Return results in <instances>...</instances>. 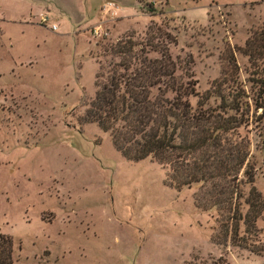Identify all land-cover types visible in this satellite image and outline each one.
Listing matches in <instances>:
<instances>
[{"label":"rangeland","instance_id":"rangeland-1","mask_svg":"<svg viewBox=\"0 0 264 264\" xmlns=\"http://www.w3.org/2000/svg\"><path fill=\"white\" fill-rule=\"evenodd\" d=\"M108 2L113 15L101 11ZM151 21L173 41L176 75L199 94L224 80L230 102L238 88L246 106L229 139L248 142L242 214L251 187L264 199V60L257 72L238 50L264 29V0H0V234L14 264H264L214 242L217 213L195 206L199 184L175 189L167 167L126 160L109 133L82 121L96 92V43L131 32L141 41ZM256 226L264 250V209Z\"/></svg>","mask_w":264,"mask_h":264},{"label":"trees","instance_id":"trees-1","mask_svg":"<svg viewBox=\"0 0 264 264\" xmlns=\"http://www.w3.org/2000/svg\"><path fill=\"white\" fill-rule=\"evenodd\" d=\"M145 30L141 41L131 32L116 43H96L101 51L97 54L96 92L82 121L109 133L112 146L126 160L150 158L167 167L168 184L175 189L199 184L195 206L217 213L219 232L214 242H229L264 257L256 226L264 199L251 187L244 201L246 213L242 214L239 203L238 175L249 155L248 142L229 139L237 135L243 116L240 111L246 106L238 88L230 102L221 92L227 84L224 80L213 82V91L199 94L195 80L176 75L181 68L169 54L170 36L152 21ZM238 50L259 72L258 61L264 60V29L251 32ZM213 96L219 98L215 108L209 105ZM190 97L196 98L195 108ZM254 103L255 109L262 108L257 100ZM230 111L234 114L229 115ZM244 175L247 183L253 182L247 169ZM12 254L11 238L0 234V264H14Z\"/></svg>","mask_w":264,"mask_h":264},{"label":"built area","instance_id":"built-area-1","mask_svg":"<svg viewBox=\"0 0 264 264\" xmlns=\"http://www.w3.org/2000/svg\"><path fill=\"white\" fill-rule=\"evenodd\" d=\"M101 11H104L105 12V14H109L110 12H112L111 13V15H113V3L112 2H108V3H106L103 7H102V10ZM44 22H47V19H44ZM52 30H55L56 29V26L55 25H52L51 27H50ZM94 34L95 35H97V36H101L102 35V33L101 32H99L98 30H94ZM106 34V33H105Z\"/></svg>","mask_w":264,"mask_h":264},{"label":"crops","instance_id":"crops-1","mask_svg":"<svg viewBox=\"0 0 264 264\" xmlns=\"http://www.w3.org/2000/svg\"><path fill=\"white\" fill-rule=\"evenodd\" d=\"M103 7V6H102ZM102 10V9H101Z\"/></svg>","mask_w":264,"mask_h":264}]
</instances>
